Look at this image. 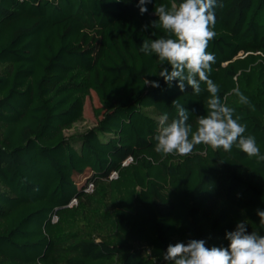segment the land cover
I'll return each mask as SVG.
<instances>
[{
  "label": "trees",
  "instance_id": "16d2710c",
  "mask_svg": "<svg viewBox=\"0 0 264 264\" xmlns=\"http://www.w3.org/2000/svg\"><path fill=\"white\" fill-rule=\"evenodd\" d=\"M172 2L141 14L139 0H0V264H171L169 245L227 247L240 221L264 235V161L236 145L154 150L173 101L194 131L207 114L205 84L198 95L169 87L155 54L139 51L166 35L151 22ZM220 4L209 78L264 155V0ZM91 91L95 122L72 131Z\"/></svg>",
  "mask_w": 264,
  "mask_h": 264
},
{
  "label": "clouds",
  "instance_id": "9594fccd",
  "mask_svg": "<svg viewBox=\"0 0 264 264\" xmlns=\"http://www.w3.org/2000/svg\"><path fill=\"white\" fill-rule=\"evenodd\" d=\"M152 0H139L141 14L148 11L147 4ZM218 0H181L171 6L161 4L155 7L157 20L151 22L154 29H162L166 34L158 39L144 40L139 51L145 55L155 54L160 64L159 77L171 87L181 92L191 87L194 94L202 91L201 83L206 85L209 96L206 101L207 114L197 119L195 131L189 120V110L173 101L177 116L169 122L167 113L159 117L154 150L157 153L187 156L195 146L205 144L213 149L226 152L236 145L249 157L264 161V155L256 144L255 137L245 135L246 126L240 124L239 117L233 118L234 110L221 102L219 87L209 78L215 55L207 51L209 41L216 33L215 9ZM145 29L148 25L144 26ZM166 65H170L169 70ZM145 86L159 88L158 81L144 79ZM242 104L249 101L238 88L233 89ZM259 224L264 228V210H257ZM227 247H207L206 240L192 239L185 243L169 245L163 259L171 264H264V235L248 231L247 223L240 221L235 230L226 232Z\"/></svg>",
  "mask_w": 264,
  "mask_h": 264
},
{
  "label": "rangeland",
  "instance_id": "374dc122",
  "mask_svg": "<svg viewBox=\"0 0 264 264\" xmlns=\"http://www.w3.org/2000/svg\"><path fill=\"white\" fill-rule=\"evenodd\" d=\"M99 100L94 91H91V94L86 98L84 105V121L76 124L72 131H81L85 128L91 126L95 122L94 108L99 106ZM71 131V132H72Z\"/></svg>",
  "mask_w": 264,
  "mask_h": 264
},
{
  "label": "built area",
  "instance_id": "2783aa9c",
  "mask_svg": "<svg viewBox=\"0 0 264 264\" xmlns=\"http://www.w3.org/2000/svg\"><path fill=\"white\" fill-rule=\"evenodd\" d=\"M128 160H129V158L126 159L124 163H126ZM115 175H116L115 172H112L110 174V177H114ZM91 189H92V183L91 182H88L87 185H86V187H85V190L86 191H90ZM75 201H76V199L75 198H72L69 204L71 205V204L75 203ZM53 218H55V216Z\"/></svg>",
  "mask_w": 264,
  "mask_h": 264
}]
</instances>
